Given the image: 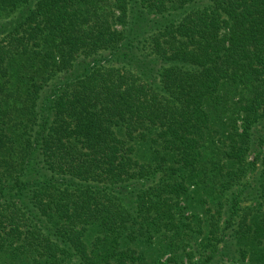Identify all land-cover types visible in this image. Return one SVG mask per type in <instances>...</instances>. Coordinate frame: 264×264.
Returning <instances> with one entry per match:
<instances>
[{"label": "trees", "instance_id": "obj_1", "mask_svg": "<svg viewBox=\"0 0 264 264\" xmlns=\"http://www.w3.org/2000/svg\"><path fill=\"white\" fill-rule=\"evenodd\" d=\"M5 15L0 264H264V0Z\"/></svg>", "mask_w": 264, "mask_h": 264}, {"label": "rangeland", "instance_id": "obj_2", "mask_svg": "<svg viewBox=\"0 0 264 264\" xmlns=\"http://www.w3.org/2000/svg\"><path fill=\"white\" fill-rule=\"evenodd\" d=\"M10 18H11L10 16L6 17V15H5V16H3V17L1 18L0 23H6V22H5V19H10ZM224 254H225V255H228V256L231 255L230 253L228 254L227 251H225V250H224ZM225 255H223V256L219 255V257H221V258H223V259H226L227 256H225Z\"/></svg>", "mask_w": 264, "mask_h": 264}]
</instances>
